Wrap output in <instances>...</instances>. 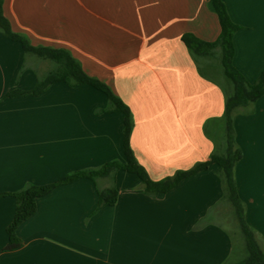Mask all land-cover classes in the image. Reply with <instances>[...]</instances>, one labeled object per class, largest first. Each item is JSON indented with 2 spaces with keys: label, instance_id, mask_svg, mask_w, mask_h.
Masks as SVG:
<instances>
[{
  "label": "crops",
  "instance_id": "0c3cea01",
  "mask_svg": "<svg viewBox=\"0 0 264 264\" xmlns=\"http://www.w3.org/2000/svg\"><path fill=\"white\" fill-rule=\"evenodd\" d=\"M224 2L242 26L233 38L234 65L253 83L264 70V0ZM3 12L33 45L68 49L130 107V145L153 180L211 159L225 95L200 74L182 40L184 33L219 37L209 0H3ZM53 67L26 55L20 41L0 30V193H7L0 197V264L232 261L240 229L222 215L230 202L223 199L217 164L157 195L145 193L138 175L118 170L115 182L99 179L118 190L116 201L102 206L92 178L58 184L18 226L22 246L4 250L17 206L12 193L126 160L125 115L104 111L109 98L98 88L55 81L40 94L8 95L33 89ZM234 125L242 149L238 192L264 249V95L240 110Z\"/></svg>",
  "mask_w": 264,
  "mask_h": 264
},
{
  "label": "trees",
  "instance_id": "16d2710c",
  "mask_svg": "<svg viewBox=\"0 0 264 264\" xmlns=\"http://www.w3.org/2000/svg\"><path fill=\"white\" fill-rule=\"evenodd\" d=\"M209 6L219 16L221 24L219 37L214 41H207L193 33H184L182 40L196 62L200 74L218 84L224 91L225 111L222 116L221 138L216 137V147L209 161L200 162L189 170H179L163 179L153 180L144 166L139 163L130 145L133 128V115L130 107L112 91L108 84L86 73L81 63L68 49L33 45L26 36L15 32L9 19L4 15L3 0H0V30L11 39L20 41L26 55H34L49 60L54 65L38 79L33 89H14L8 95L40 94L55 81H64L70 85L89 84L98 88L105 92L109 98L110 106L104 111H122L125 115L124 151L126 157L125 161L115 159L97 168L69 173L53 183L45 185L30 183L12 193L17 199V206L14 218L8 226L9 241L4 250H15L22 246V241L16 232L18 226L35 213L37 198L47 194L58 184L70 182L82 176L90 177L98 185L99 206H102L114 203L118 196V190L114 184L108 187L101 186L99 179L105 178L115 182V175L118 170H126L138 175L145 193L157 195L172 190L181 180L207 169L211 164H217L219 166L217 174L221 177L224 190L223 199L232 205L244 240L243 248L239 251V259L234 258L224 264H264V249L257 239L255 230L246 219V207L238 192L235 168L242 157V149L236 141L234 125L236 114L240 110L253 107L254 103L264 95V70L258 79L251 83L236 68L233 62L235 52L233 38L235 32L242 26L232 20L224 0H209ZM206 133L214 136L207 125ZM6 194L0 193V197ZM235 252L236 248L234 254Z\"/></svg>",
  "mask_w": 264,
  "mask_h": 264
},
{
  "label": "rangeland",
  "instance_id": "374dc122",
  "mask_svg": "<svg viewBox=\"0 0 264 264\" xmlns=\"http://www.w3.org/2000/svg\"><path fill=\"white\" fill-rule=\"evenodd\" d=\"M219 135H220V133L218 135H216V137L219 138ZM228 207H229L228 209L226 208L227 210L223 211L222 215L226 219V222L228 225L235 226L238 229H240L238 226L237 218L233 212L234 211L233 207L230 206V204H228ZM236 239L238 240V243H237L236 252L234 255H235V259H239V251L243 248L242 236H241V232L239 230H238Z\"/></svg>",
  "mask_w": 264,
  "mask_h": 264
}]
</instances>
